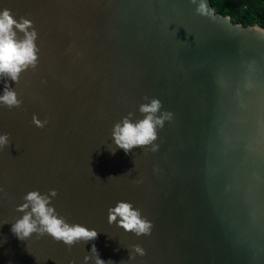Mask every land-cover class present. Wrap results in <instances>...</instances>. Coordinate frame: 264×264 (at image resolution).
Masks as SVG:
<instances>
[{
  "label": "water",
  "instance_id": "water-1",
  "mask_svg": "<svg viewBox=\"0 0 264 264\" xmlns=\"http://www.w3.org/2000/svg\"><path fill=\"white\" fill-rule=\"evenodd\" d=\"M198 3L0 0L31 21L38 48L35 67L0 78V95L7 85L20 101L0 106L11 140L0 148V264H85L93 244L110 264H264V28L213 14L210 0L201 15ZM154 98L157 115L171 114L158 147L125 153L114 124L142 119ZM30 191L97 238L17 239ZM120 201L150 233L109 222Z\"/></svg>",
  "mask_w": 264,
  "mask_h": 264
},
{
  "label": "clouds",
  "instance_id": "clouds-1",
  "mask_svg": "<svg viewBox=\"0 0 264 264\" xmlns=\"http://www.w3.org/2000/svg\"><path fill=\"white\" fill-rule=\"evenodd\" d=\"M196 3V0H193ZM197 12L201 15L207 14V0H199ZM214 13V10H211ZM32 27L31 21L21 19L17 21L13 18L10 10H0V78L8 77L12 81H17L22 71L29 66L35 67L37 64L36 46L37 32ZM22 32L23 38H17V31ZM16 92L5 85L3 95H0V106L12 108L18 106ZM161 102L159 99H151L148 103L141 104L139 111L143 118L133 121L132 113L114 124L112 128V139L115 146L129 153L136 147H146L151 145L155 151L158 145L153 142L157 139V128L163 127L164 121L171 118L168 112L160 113ZM38 125L39 120L35 121ZM11 143L9 133H0V148L9 146ZM115 148L112 149L113 153ZM55 190L52 195H55ZM22 213L14 223L11 224V232L19 240H26L33 234H47L57 241L63 242L71 247L77 242H88L97 238V231L89 229L79 223H70L63 215H60L55 207L50 203L47 195H42L39 191H30L24 196V203L18 207ZM119 218V219H118ZM109 222H116L119 227L137 236L148 234L152 224L143 217L140 210L134 208L129 202L120 201L114 207L109 208ZM133 251L141 255L144 250L139 245L134 246ZM92 257L85 256V264L89 259L94 258L95 264H110L100 258V255L93 244Z\"/></svg>",
  "mask_w": 264,
  "mask_h": 264
},
{
  "label": "trees",
  "instance_id": "trees-1",
  "mask_svg": "<svg viewBox=\"0 0 264 264\" xmlns=\"http://www.w3.org/2000/svg\"><path fill=\"white\" fill-rule=\"evenodd\" d=\"M210 3L213 14L230 16L233 23L243 26L257 24L264 28V0H210Z\"/></svg>",
  "mask_w": 264,
  "mask_h": 264
}]
</instances>
